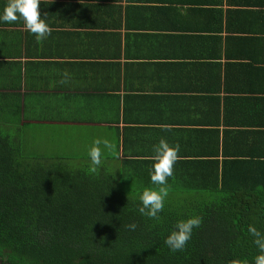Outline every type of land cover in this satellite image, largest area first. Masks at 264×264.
I'll list each match as a JSON object with an SVG mask.
<instances>
[{
    "label": "crops",
    "instance_id": "0c3cea01",
    "mask_svg": "<svg viewBox=\"0 0 264 264\" xmlns=\"http://www.w3.org/2000/svg\"><path fill=\"white\" fill-rule=\"evenodd\" d=\"M41 2L53 32L40 43L22 20H0V120L21 129L25 152L76 163L90 159L95 139H108L117 154L103 158L115 172L129 159L139 164L128 165V175H150L161 138L180 144V159L201 160L202 131L216 128L217 102L222 119L226 98L246 100L261 126L254 123L249 137L264 142V45L256 42L264 39V3L117 0L95 14L80 0ZM131 5L151 7L146 15L156 18L143 21L142 9L129 14ZM251 8L259 14L247 16ZM179 171L187 170L176 164L173 176Z\"/></svg>",
    "mask_w": 264,
    "mask_h": 264
},
{
    "label": "trees",
    "instance_id": "16d2710c",
    "mask_svg": "<svg viewBox=\"0 0 264 264\" xmlns=\"http://www.w3.org/2000/svg\"><path fill=\"white\" fill-rule=\"evenodd\" d=\"M115 1L95 0L82 9L100 14ZM5 6L0 2V10ZM131 9H142L143 21L156 18L147 17L149 6L131 5L129 14ZM251 9L247 16L259 14ZM263 41L256 40L262 48ZM216 112V128L202 131L204 156L183 157L176 164L187 171L168 178L170 194L159 220L138 212L143 190L156 187L151 174H127L126 167L139 162L123 160L119 175L113 163L102 158L98 172L89 173L90 159L73 164L29 154L23 150L21 129L7 126L9 120L2 117L0 264H229L235 259L254 264L260 252L248 228L264 234V142L261 131L254 134L260 139L249 136L258 129L254 123L261 126L244 98H226L222 119L218 102ZM231 124L238 132L225 127L220 133L219 127ZM194 140L198 142V135ZM196 215L203 217L202 226L193 230L184 251L171 252L165 238L178 221ZM132 223L135 231L127 227Z\"/></svg>",
    "mask_w": 264,
    "mask_h": 264
},
{
    "label": "clouds",
    "instance_id": "9594fccd",
    "mask_svg": "<svg viewBox=\"0 0 264 264\" xmlns=\"http://www.w3.org/2000/svg\"><path fill=\"white\" fill-rule=\"evenodd\" d=\"M40 3L41 0H8L2 13H0V20L8 24L22 20L25 29L35 36L37 43H40L53 32V29L42 18ZM62 75L64 78L60 83H68L69 74L64 72ZM165 130L170 131L171 129L166 128ZM180 148L179 143L172 146L164 138H161L159 143L154 145L155 155L153 156L154 164L151 169V182L156 187L145 188L139 196L141 206L138 208V212L140 215L149 219H160V213L164 211L166 199L170 194L168 178L174 175L175 165L181 158L179 155ZM106 152L110 155H116V143L108 139H95L88 151L91 160L89 173L98 172ZM202 223L203 217L199 215L178 221L174 226V230L165 238L164 243L173 253L184 251L192 237L193 230L200 228ZM127 227L129 230L135 231L137 225L132 223ZM248 231L255 238L254 243L260 252L255 257L254 264H264V234L254 226H249ZM101 241H104L103 237ZM229 264H249V262L247 259H235L230 261Z\"/></svg>",
    "mask_w": 264,
    "mask_h": 264
},
{
    "label": "rangeland",
    "instance_id": "374dc122",
    "mask_svg": "<svg viewBox=\"0 0 264 264\" xmlns=\"http://www.w3.org/2000/svg\"><path fill=\"white\" fill-rule=\"evenodd\" d=\"M86 160H88V161H89V158H87V157H86L85 161H86ZM69 162H70V161H69ZM74 163H75V162H73V164H74Z\"/></svg>",
    "mask_w": 264,
    "mask_h": 264
}]
</instances>
